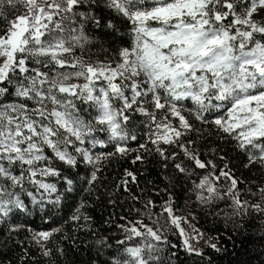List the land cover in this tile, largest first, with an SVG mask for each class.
I'll use <instances>...</instances> for the list:
<instances>
[{"label": "snow or ice", "instance_id": "6c2138e0", "mask_svg": "<svg viewBox=\"0 0 264 264\" xmlns=\"http://www.w3.org/2000/svg\"><path fill=\"white\" fill-rule=\"evenodd\" d=\"M97 35L112 38V58L76 55ZM130 153L155 158L158 180L140 187L125 168L108 203L128 207L116 235H97L76 196L99 192L107 164ZM38 214L56 226L25 229ZM200 214L235 233L254 216L264 225V0H0V248L11 241L26 264L32 249L12 240L26 231L46 264H75L49 246L57 234L86 246L82 264H177L181 249L213 264L193 244L204 233L182 226Z\"/></svg>", "mask_w": 264, "mask_h": 264}, {"label": "trees", "instance_id": "16d2710c", "mask_svg": "<svg viewBox=\"0 0 264 264\" xmlns=\"http://www.w3.org/2000/svg\"><path fill=\"white\" fill-rule=\"evenodd\" d=\"M107 14L108 10L105 9V15L107 16ZM121 33L125 36V39H130L126 28H122ZM111 39V37H103L101 35H97L94 38L93 42L95 47L98 48L99 55L104 54L108 57H113L112 45L109 43ZM101 46L107 51H101ZM137 135L141 136L142 134ZM140 142H143V138L137 142H130L129 146L132 149H136L137 144ZM98 150L112 151L113 148H107L105 145L104 148ZM133 155L134 153H130L127 157H114L111 163L107 164V167L101 173L104 177V185L100 188L99 192L93 191L92 193H87L82 191L76 196L77 201L84 200L87 202L85 211L92 217L91 229L95 231L97 235H116L117 228L115 225L121 222L119 217L125 214L123 209H127L128 207L126 203L122 204L123 195L119 197L118 203L115 207L108 203V191L111 190L112 185L122 176L125 168L138 174L140 187L145 186L144 182L146 180H158L160 168L159 165L155 163V158H151V163L145 166L140 165L139 163L133 164ZM232 155L235 156L236 154L233 153ZM233 163H237V161L234 160ZM237 174L239 175V172ZM244 175L255 176L256 172L253 169L252 172L245 171ZM54 180L55 179H52V181ZM159 186L163 187V184H160ZM133 190L135 191L138 189L133 185ZM156 199L159 201V197H156ZM184 203L185 197L183 193H180L176 207L181 208ZM221 207H223V205H221ZM64 219H67V216H65ZM260 219V217L254 216L252 222L247 224L245 229H241L239 233H235L232 230L231 224L228 223L226 225L223 218H218L213 222L211 218L205 220L204 216H202L195 225L205 233L206 237H213V243H218L223 249H225L223 252L216 253L210 247L205 246L203 248L205 257L211 256L213 264H259L257 253L264 248V243L259 239L261 228L264 227V225L259 223ZM27 221L28 223L25 224V217L20 216L17 218L16 223L25 224V229L30 226L36 231L46 230L47 227L56 226L48 225L46 221H42L39 214L35 217H28ZM63 223V220L57 222V224ZM71 230L72 224L69 222V224L65 226V231ZM84 231H86V229L79 233L80 239H90V236L84 235ZM60 235L61 234H57L49 246L55 247L57 242L63 243L69 260H73L75 264L86 262L89 254L88 251L85 250L86 246L80 244L78 247L74 248L71 246L70 241H60ZM7 236L8 233L6 230L0 232V241L5 240ZM171 239L174 242L179 243L176 236H171ZM12 240L17 242L23 240L24 246L32 249L31 254L27 258L26 264H32L33 257L39 261V264H46L45 258H42L39 255V250L36 246L30 243L27 239L26 231H20L19 235L13 233ZM19 256L20 249L14 247L11 241H8L7 248H0V258L5 261V264H7L9 260L12 261V264H20L18 259ZM260 259H264V255L260 256ZM173 260H175L177 264H206L205 260H201L200 257L195 255L190 256L182 249L178 251V257H174ZM60 264H65L64 257H60Z\"/></svg>", "mask_w": 264, "mask_h": 264}, {"label": "rangeland", "instance_id": "374dc122", "mask_svg": "<svg viewBox=\"0 0 264 264\" xmlns=\"http://www.w3.org/2000/svg\"><path fill=\"white\" fill-rule=\"evenodd\" d=\"M97 49L98 48L95 47L94 42H93L92 44H90L88 46V48L85 49V51L83 53H81L80 50L77 49L76 50V55H78V56L79 55H83L86 60L90 59L92 61H105L106 59L112 58V57H108V56H106L104 54L99 55ZM80 83H83V81H80ZM137 134H141V133H137ZM106 147L109 148L111 146L110 145H106ZM52 179H55V178H52ZM193 207H194V205H193ZM157 211H159V209H157ZM177 214L183 216V215L186 214V212L185 211H179V212H177ZM202 216H203L202 214L198 215L197 219L195 221H193L190 225H188V224L182 225L183 227H185L186 232L188 234L195 235V233L193 232V229H196V230H198L200 232H203L199 227H197L195 225L202 218ZM145 222L149 223V221H145ZM207 240H208V237H206V235L204 233L203 238L198 240V241L194 240L193 244H194L195 247L203 249L205 246H207V244H206ZM211 243H213L212 240H211Z\"/></svg>", "mask_w": 264, "mask_h": 264}, {"label": "bare ground", "instance_id": "6f19581e", "mask_svg": "<svg viewBox=\"0 0 264 264\" xmlns=\"http://www.w3.org/2000/svg\"><path fill=\"white\" fill-rule=\"evenodd\" d=\"M104 147H105V145L104 146H97V149H102Z\"/></svg>", "mask_w": 264, "mask_h": 264}]
</instances>
